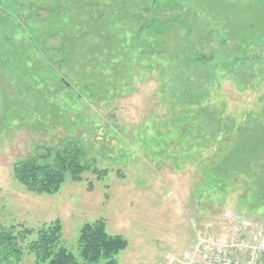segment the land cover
<instances>
[{
    "label": "rangeland",
    "instance_id": "374dc122",
    "mask_svg": "<svg viewBox=\"0 0 264 264\" xmlns=\"http://www.w3.org/2000/svg\"><path fill=\"white\" fill-rule=\"evenodd\" d=\"M65 144L80 181L14 178ZM225 212L264 226V0H0V226L58 219L77 256L102 219L118 264H182Z\"/></svg>",
    "mask_w": 264,
    "mask_h": 264
},
{
    "label": "trees",
    "instance_id": "16d2710c",
    "mask_svg": "<svg viewBox=\"0 0 264 264\" xmlns=\"http://www.w3.org/2000/svg\"><path fill=\"white\" fill-rule=\"evenodd\" d=\"M79 4L87 11L88 2ZM40 156H50L52 160L42 163L38 157H27L15 162L12 168L14 178L34 193H55L66 174L71 180L80 181L82 173L88 169L85 152L77 144H65L56 150L46 149ZM33 234L34 238L27 241ZM77 243L76 256L63 245L62 224L58 219L38 228L21 224L0 226V264H17L24 251L34 256L32 264H118L115 255L127 246L122 236L106 232L102 219L84 223L80 227Z\"/></svg>",
    "mask_w": 264,
    "mask_h": 264
},
{
    "label": "built area",
    "instance_id": "2783aa9c",
    "mask_svg": "<svg viewBox=\"0 0 264 264\" xmlns=\"http://www.w3.org/2000/svg\"><path fill=\"white\" fill-rule=\"evenodd\" d=\"M224 220L194 226L196 239L182 264H264V226L228 212Z\"/></svg>",
    "mask_w": 264,
    "mask_h": 264
}]
</instances>
